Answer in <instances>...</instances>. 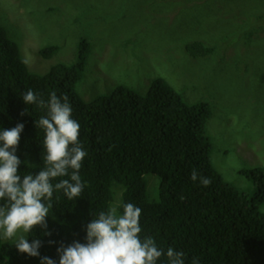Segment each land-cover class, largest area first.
I'll list each match as a JSON object with an SVG mask.
<instances>
[{"label": "trees", "instance_id": "obj_1", "mask_svg": "<svg viewBox=\"0 0 264 264\" xmlns=\"http://www.w3.org/2000/svg\"><path fill=\"white\" fill-rule=\"evenodd\" d=\"M89 51V43L82 40L73 63H58L44 74L32 73L0 26V130L24 125L16 150L25 162L19 174H35L45 166L44 131L34 123L45 110L24 104L22 96L28 89L44 99L51 92L68 96L72 118L80 124L79 141L87 152L79 170L85 182L81 195L68 200L62 192H54L47 228L37 226L27 234L29 242L41 241L40 255L18 252L0 234V264H40L45 256L59 264L57 248L73 241L84 243L90 219L120 202L139 207L141 235L152 236L164 249L182 250L185 264H192L193 258L199 264H264V213L260 210L264 168L243 172L254 182L252 195L225 181L212 164V144L206 133L209 105L186 102L163 78L153 79L145 93L118 85L84 102L76 87ZM56 52L57 46H47L40 54L49 59ZM186 52L193 58L205 57L213 48L192 42ZM193 169L198 173L196 181L190 179ZM149 176L158 178L152 199L147 193ZM200 176L211 183L203 186ZM158 264H166L164 257Z\"/></svg>", "mask_w": 264, "mask_h": 264}, {"label": "rangeland", "instance_id": "obj_2", "mask_svg": "<svg viewBox=\"0 0 264 264\" xmlns=\"http://www.w3.org/2000/svg\"><path fill=\"white\" fill-rule=\"evenodd\" d=\"M0 26L36 74L73 63L88 42L76 87L84 102L118 85L145 93L155 78L188 103L206 102L213 166L240 192L255 191L243 172L264 168V0H0ZM192 42L213 52L193 58ZM47 46L57 52L44 59ZM148 180L151 198L158 178Z\"/></svg>", "mask_w": 264, "mask_h": 264}, {"label": "clouds", "instance_id": "obj_3", "mask_svg": "<svg viewBox=\"0 0 264 264\" xmlns=\"http://www.w3.org/2000/svg\"><path fill=\"white\" fill-rule=\"evenodd\" d=\"M22 101L45 110V115L34 122L44 131L45 166L35 174L21 176L19 166L25 162L19 159L16 150L24 125L18 123L10 129L0 130V201H4L0 204V234L4 239L12 240L18 252L37 257L41 241L33 239L29 242L27 234L37 226L47 228L46 217L52 208L54 192H62L68 200L81 195L85 182L79 170L87 152L79 141L80 124L72 118L67 95L51 92L44 99L28 89ZM190 179H198L195 169L191 171ZM199 181L203 186L211 183L210 178L203 176ZM141 211L133 203L125 202L100 211L87 223L84 243L73 241L57 248L59 264H158L161 257L166 264H185L182 250L171 246L164 249L152 236L141 235ZM40 264H56V261L45 256ZM192 264H199V260L193 258Z\"/></svg>", "mask_w": 264, "mask_h": 264}]
</instances>
